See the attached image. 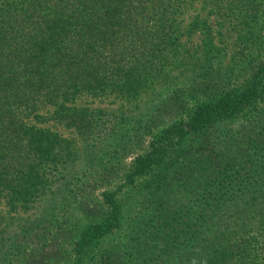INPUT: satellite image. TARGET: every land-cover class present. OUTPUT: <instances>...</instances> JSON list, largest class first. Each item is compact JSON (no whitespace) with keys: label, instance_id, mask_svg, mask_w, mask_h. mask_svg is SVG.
<instances>
[{"label":"trees","instance_id":"obj_1","mask_svg":"<svg viewBox=\"0 0 264 264\" xmlns=\"http://www.w3.org/2000/svg\"><path fill=\"white\" fill-rule=\"evenodd\" d=\"M0 264H264V0H0Z\"/></svg>","mask_w":264,"mask_h":264},{"label":"rangeland","instance_id":"obj_2","mask_svg":"<svg viewBox=\"0 0 264 264\" xmlns=\"http://www.w3.org/2000/svg\"><path fill=\"white\" fill-rule=\"evenodd\" d=\"M191 12V11H189ZM204 13V12H202ZM216 30H220V31H224L223 28L216 26ZM234 47L229 43V45L226 46V52L227 54L231 53L233 51ZM77 104L80 105H86L89 107H93V108H103V109H108V110H114L116 108L119 107V105L121 104L120 101L118 100H113V98H106V99H96V98H92V97H82L81 99H79L77 101ZM43 126H49L50 128L59 131L63 136L66 137H71L69 131L64 128L62 125L59 124H54V123H47V124H42ZM20 261V260H19Z\"/></svg>","mask_w":264,"mask_h":264}]
</instances>
